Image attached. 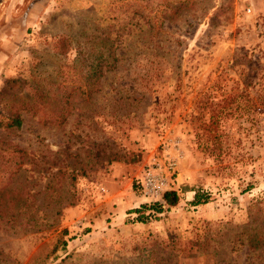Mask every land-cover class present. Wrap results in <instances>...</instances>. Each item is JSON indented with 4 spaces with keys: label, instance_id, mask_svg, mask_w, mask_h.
I'll list each match as a JSON object with an SVG mask.
<instances>
[{
    "label": "rangeland",
    "instance_id": "374dc122",
    "mask_svg": "<svg viewBox=\"0 0 264 264\" xmlns=\"http://www.w3.org/2000/svg\"><path fill=\"white\" fill-rule=\"evenodd\" d=\"M15 112L0 264H264V0H0ZM164 159L178 203L132 221Z\"/></svg>",
    "mask_w": 264,
    "mask_h": 264
},
{
    "label": "trees",
    "instance_id": "16d2710c",
    "mask_svg": "<svg viewBox=\"0 0 264 264\" xmlns=\"http://www.w3.org/2000/svg\"><path fill=\"white\" fill-rule=\"evenodd\" d=\"M108 40H103V44L111 45ZM121 56H116L112 52H108V54L101 55V57L97 58L96 65L98 63L102 64L106 68L114 67L116 65V61L120 60ZM100 61V62H99ZM22 124V117L20 113H10L6 117H0V127L2 128H19ZM210 194L206 191L195 190L192 200L190 201L191 205H200L204 204L209 200ZM179 195L176 190L170 189L166 190L161 200H157L150 203H142L138 207L131 209L130 213H135L136 216L132 221L145 223L150 218L156 217L157 214L161 213L164 207H171L178 203ZM14 215V214H12ZM11 215V216H12ZM65 245V242L62 243V247Z\"/></svg>",
    "mask_w": 264,
    "mask_h": 264
},
{
    "label": "built area",
    "instance_id": "2783aa9c",
    "mask_svg": "<svg viewBox=\"0 0 264 264\" xmlns=\"http://www.w3.org/2000/svg\"><path fill=\"white\" fill-rule=\"evenodd\" d=\"M168 159L153 162L143 171L141 186L143 192L154 199L162 198L168 187V174L173 167Z\"/></svg>",
    "mask_w": 264,
    "mask_h": 264
}]
</instances>
